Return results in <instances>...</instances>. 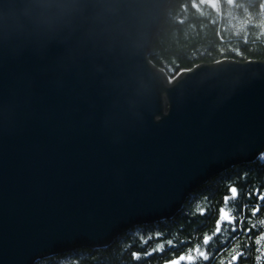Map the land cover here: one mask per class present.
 I'll return each mask as SVG.
<instances>
[{"label": "water", "instance_id": "obj_1", "mask_svg": "<svg viewBox=\"0 0 264 264\" xmlns=\"http://www.w3.org/2000/svg\"><path fill=\"white\" fill-rule=\"evenodd\" d=\"M170 1L0 0V264L103 248L264 153V61H150Z\"/></svg>", "mask_w": 264, "mask_h": 264}, {"label": "trees", "instance_id": "obj_2", "mask_svg": "<svg viewBox=\"0 0 264 264\" xmlns=\"http://www.w3.org/2000/svg\"><path fill=\"white\" fill-rule=\"evenodd\" d=\"M203 0H171L155 36L150 61L171 81L200 65L222 61H264V16L256 0L213 12ZM222 11V12H221ZM264 187V159L234 166L196 189L168 220L135 226L103 248H75L40 258L34 264H168L186 254L213 231L212 218L230 187ZM254 192V191H253ZM205 209L201 214V209ZM244 230H247L245 226ZM243 231L236 249L247 250L252 230ZM172 240L173 245H167ZM160 243L163 251H153ZM177 252V253H176ZM146 253H151L147 255ZM139 257V259H137ZM176 259V258H175Z\"/></svg>", "mask_w": 264, "mask_h": 264}, {"label": "flooded vegetation", "instance_id": "obj_3", "mask_svg": "<svg viewBox=\"0 0 264 264\" xmlns=\"http://www.w3.org/2000/svg\"><path fill=\"white\" fill-rule=\"evenodd\" d=\"M245 1L247 0H216L217 5L223 10L228 7L243 6ZM257 3H260L259 12L264 16V0H256V4ZM214 4L215 2L211 4L210 0H206V10H209V8H211L210 6ZM241 190L242 191L238 189V198L235 201L229 202V206L236 209L235 214L237 217H240V219L237 220L238 230L233 232L231 227L222 228L221 233L216 234L215 227L218 220V213L214 215L212 218V220H214L213 231L207 233L213 236V239L208 246H200L202 251H206L210 255V259L205 262L194 258L191 264H264V239H261L264 237V202H261L259 211L256 212L255 215H252V210L257 205V197L255 195L251 197L248 196V193L253 191L264 193V187H256L253 189H251V187L247 189L243 187ZM221 206H223V202L219 207ZM241 209H243V213ZM241 224L242 229L239 227ZM245 226L247 229L252 230V237L250 239L248 238L247 250L236 249V245L244 240L243 231ZM248 232L246 236L249 235ZM256 241H259V243ZM179 256L180 255L177 253L175 258L177 259ZM234 256H238V260L233 261L232 257ZM181 264H189V262L186 260L182 261Z\"/></svg>", "mask_w": 264, "mask_h": 264}, {"label": "snow or ice", "instance_id": "obj_4", "mask_svg": "<svg viewBox=\"0 0 264 264\" xmlns=\"http://www.w3.org/2000/svg\"><path fill=\"white\" fill-rule=\"evenodd\" d=\"M238 189L237 187H231L226 195L223 197V206L219 207L218 209V220L216 222L215 227V233L220 234L222 231V228H228L231 227V230L233 232H236L238 230L237 226V220L240 219V217H237L235 214L236 209L234 207L229 206L230 201H235L238 198ZM255 195L257 197V205L252 210V215H255L256 212L259 211V207L261 202H264V193L262 192H251L248 193V196L251 197ZM205 212V209H201V214L203 215ZM241 212L243 213V209H241ZM242 229V224L239 226ZM251 229H247L244 231H250ZM213 239V236L206 235L202 239V245L208 246L210 244V241ZM261 239H264L262 237ZM259 243V241H256ZM167 245L172 246L173 241L168 240ZM165 248L164 243H160L158 247L154 248L153 251H163ZM147 255H150L151 253H146ZM200 259L203 261H208L210 259V255L206 251H202L200 245H197L194 249H191L188 253L184 255H180L177 259H171L168 261V264H181L182 261H188L189 264H191V261L193 259ZM238 256L232 257L233 261L238 260ZM139 259V257H137Z\"/></svg>", "mask_w": 264, "mask_h": 264}, {"label": "bare ground", "instance_id": "obj_5", "mask_svg": "<svg viewBox=\"0 0 264 264\" xmlns=\"http://www.w3.org/2000/svg\"><path fill=\"white\" fill-rule=\"evenodd\" d=\"M171 2V1H170ZM203 2L206 4V0H203ZM210 2H211V4H213L214 2H215V4L214 5H212V6H210L211 7V9L213 10V11H220L221 10V8L217 5V2H216V0H210ZM203 3V4H204ZM170 4V3H169ZM168 7H169V5H168ZM168 7H167V10H168ZM222 12V11H221ZM218 13V12H217ZM166 15H167V13H166ZM157 35V34H156ZM192 70V69H191ZM188 71H190V70H188ZM263 156H264V153L262 154ZM261 156H259L257 159H259ZM262 158V157H261ZM256 159V160H257ZM155 222H157V221H155ZM153 223V222H152Z\"/></svg>", "mask_w": 264, "mask_h": 264}, {"label": "clouds", "instance_id": "obj_6", "mask_svg": "<svg viewBox=\"0 0 264 264\" xmlns=\"http://www.w3.org/2000/svg\"><path fill=\"white\" fill-rule=\"evenodd\" d=\"M73 3H74V0H68V3L65 4V5H62V6H64V7H71Z\"/></svg>", "mask_w": 264, "mask_h": 264}, {"label": "rangeland", "instance_id": "obj_7", "mask_svg": "<svg viewBox=\"0 0 264 264\" xmlns=\"http://www.w3.org/2000/svg\"><path fill=\"white\" fill-rule=\"evenodd\" d=\"M165 18H166V17H165ZM173 81H174V80H173ZM173 81H171V83H172ZM261 157H262V158H264V156H263V155H261Z\"/></svg>", "mask_w": 264, "mask_h": 264}]
</instances>
